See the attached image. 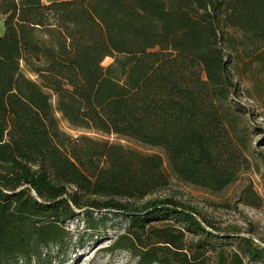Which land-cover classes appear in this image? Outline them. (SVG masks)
<instances>
[{
  "label": "trees",
  "instance_id": "obj_1",
  "mask_svg": "<svg viewBox=\"0 0 264 264\" xmlns=\"http://www.w3.org/2000/svg\"><path fill=\"white\" fill-rule=\"evenodd\" d=\"M0 19V264H52L69 221L108 215L126 224L105 251L134 264H264L120 143L210 193L250 170L230 96L244 81L264 119V0H0Z\"/></svg>",
  "mask_w": 264,
  "mask_h": 264
},
{
  "label": "rangeland",
  "instance_id": "obj_2",
  "mask_svg": "<svg viewBox=\"0 0 264 264\" xmlns=\"http://www.w3.org/2000/svg\"><path fill=\"white\" fill-rule=\"evenodd\" d=\"M1 27L3 25L0 22V29ZM111 61L107 58L103 65L106 66ZM246 85L242 81L238 91L230 99L244 111L240 114L239 128L244 132L251 168L241 173L233 184L220 193H210L178 180L169 170L159 149L125 141L120 143L141 153L158 154L161 157L163 170L169 179V186L161 195L172 196L190 204L222 228H236L243 233L250 231L252 237L264 241V119L259 117L255 103L244 97L241 89ZM57 119L64 132L70 136L78 134L70 130L58 115ZM110 140L114 141L113 138ZM125 224L123 218L108 215L107 223L96 232H91L86 230L81 217L69 221L66 227L70 239L65 244L63 254L55 258L52 264H134L135 260L127 252L105 251L115 235L123 231Z\"/></svg>",
  "mask_w": 264,
  "mask_h": 264
},
{
  "label": "crops",
  "instance_id": "obj_3",
  "mask_svg": "<svg viewBox=\"0 0 264 264\" xmlns=\"http://www.w3.org/2000/svg\"><path fill=\"white\" fill-rule=\"evenodd\" d=\"M48 1H57V0H45L44 2L46 3ZM0 22L2 23V19H0ZM2 33H3V28L1 27V29H0V36L2 35Z\"/></svg>",
  "mask_w": 264,
  "mask_h": 264
}]
</instances>
